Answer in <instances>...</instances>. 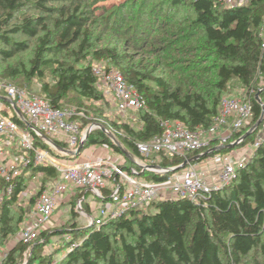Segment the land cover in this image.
Masks as SVG:
<instances>
[{
  "label": "trees",
  "instance_id": "1",
  "mask_svg": "<svg viewBox=\"0 0 264 264\" xmlns=\"http://www.w3.org/2000/svg\"><path fill=\"white\" fill-rule=\"evenodd\" d=\"M69 1L0 0V59L7 62L30 50V46L15 39L16 36L36 39L39 44L29 70L5 67L0 69V79L39 94L56 108L83 111L86 117L77 120L86 129L99 124L91 113L102 111L106 100L97 89L92 65L86 63L91 48L86 33L90 22L86 11L81 5L73 9L51 5ZM142 6L147 7V4ZM189 7L193 9L194 18L185 21L188 22L186 27L183 23L178 24V34L173 38H180L179 43L190 42L187 53L196 60L188 66L187 72H179L178 77L167 81L156 76L155 69L150 72L142 62L135 63L133 57L117 48H105L92 54L93 60L107 62L109 68L119 70L147 101L148 110L138 114L139 121L135 126L110 122L111 131L102 125L137 158L144 159L137 144L148 142L163 132L161 121L177 120L191 131L210 128L222 97L230 93L234 82L246 91L253 105L251 123L240 135H246L262 116V106L256 96L264 88V50L260 38L264 27V0H251L249 4L231 8L218 0H191ZM26 8L59 14L60 17L51 31L41 16H24L20 20L18 16ZM143 13L142 10L139 21L145 16ZM173 24L174 20H171L166 26L175 27ZM73 45H77L78 51L73 52L70 62L55 59ZM153 56L162 66V59H168L166 51H155ZM210 61L211 65L201 68ZM49 71L54 76L51 83L43 82L40 89L31 86L34 79L45 81ZM260 100L264 105V91ZM255 138V134L248 137L244 144L254 142ZM87 145L109 146L116 153H122L102 130L91 133ZM210 149L215 146L211 145L202 154ZM226 152L225 148L220 153ZM199 154H192L187 159L193 161ZM185 161L181 157H162L159 165L169 169L179 167ZM39 173L43 174L42 187L29 201L33 209L38 196L46 189L47 181L53 182L57 178L54 168L32 165L11 185L0 179V239L3 243L16 237L30 217L19 209V217L14 221L11 210L26 190L28 179ZM141 176L147 181H163L168 174L144 172ZM77 194L80 200L89 195L80 189ZM110 195V191H105L106 200ZM154 205L157 209L154 215L133 212L101 230L94 227L79 229L74 224L73 233L75 236L80 234L81 238H72L69 248L74 243L78 247L69 251L60 264H245L252 255L253 264H264V143L238 171L231 185L209 199L199 204L180 199ZM18 206L21 208L20 204ZM52 235L45 230L30 246L17 243L10 249L6 264H20L25 256L30 257L28 264H49L40 260L39 255Z\"/></svg>",
  "mask_w": 264,
  "mask_h": 264
},
{
  "label": "built area",
  "instance_id": "2",
  "mask_svg": "<svg viewBox=\"0 0 264 264\" xmlns=\"http://www.w3.org/2000/svg\"><path fill=\"white\" fill-rule=\"evenodd\" d=\"M218 2L229 8L246 5L237 0ZM260 38L264 50V27ZM92 73L97 80L98 91L115 111L111 122L135 126L139 121L138 114L148 110L146 99L119 70L98 63L92 65ZM85 117L83 111L70 107L56 108L39 94L0 79V179L11 185L32 165L52 167L58 174L38 196L30 220L18 233L17 243L34 244L63 200L75 196L79 189L92 195L101 206L92 218L93 227L98 230L158 202L187 199L199 204L229 187L238 171L264 143L263 122L255 134V141L237 148L240 152L235 149L217 153L200 162L187 159L195 153L201 155L211 145L228 147L242 141L244 135L240 133L253 117L252 102L242 88L236 96L222 97L217 116L208 129L191 131L180 121H161L163 132L160 135L137 144V150L144 159L132 153L128 157L116 153L109 146L99 145H87L77 158L69 155V152H77L89 130L91 133L102 130L100 124L83 129L77 119ZM111 131L106 129V133L112 134ZM89 148L105 149L106 155L87 151L84 162H78ZM162 157H181L190 164L169 174L163 181H147L141 176L144 172L165 174L167 170L176 168L163 169L159 165ZM148 167H159V170ZM35 178H43V174L39 173ZM11 190L12 187L9 192ZM105 191L111 192L109 200L104 196ZM83 201L79 200L76 206L81 216L86 215ZM77 247V243L72 244L70 251ZM8 256L9 251L3 253L0 264H6Z\"/></svg>",
  "mask_w": 264,
  "mask_h": 264
},
{
  "label": "rangeland",
  "instance_id": "3",
  "mask_svg": "<svg viewBox=\"0 0 264 264\" xmlns=\"http://www.w3.org/2000/svg\"><path fill=\"white\" fill-rule=\"evenodd\" d=\"M176 1H179V4H177ZM241 1L245 4H249L251 0H237V2ZM190 2L191 0H70L65 4L54 3L51 5L54 7L64 5V7L70 9L81 5V9L86 11L90 19L88 26H86V33L91 47L86 63L90 65L100 63L93 60L92 54L94 51L103 50L105 48H117L120 51H124V54L127 56L133 57L135 63L138 64L142 62L148 67L147 69L150 72L155 69L156 76H162L165 80L169 81L174 77H178L179 72H187L189 70L188 66L192 65V62L196 60V58L187 53V48L191 45L190 42L179 43L180 38H173L178 34V24L183 23L184 27H186L188 22L185 23V21H190L194 18L193 9L189 7ZM143 3L147 4V7H143ZM142 10L145 16H142L141 19L142 21H146V23L139 21ZM34 15L46 19L47 25L51 31L54 29L55 20L60 17L59 14L41 13L31 10V8L23 10L18 17H20L21 20L24 16ZM171 20H174L175 24L173 25H176L175 27L166 26ZM15 39L26 42L30 46V50L17 55L13 60L7 62L0 59V69L11 66L29 70L31 68V58L39 44L36 39L31 40L23 35L16 36ZM77 45L70 46L67 51L61 53V57H55V59H59L62 63L70 62L73 58V52L75 50L78 51ZM155 51H166L168 53V59L167 57L164 60L162 59L163 66L158 64L159 59L153 56ZM197 55L199 57V53ZM83 62L85 63V61ZM102 63L108 67L110 66L107 62ZM211 63L212 61L202 65L201 68L203 69L211 65ZM46 74L47 78L45 81L34 79L31 86L35 89H40L43 82L51 83L54 78L53 74L51 71ZM231 87L230 90L232 92L230 91V93H226L225 95L236 96L241 86L234 82ZM94 111H97V108H95ZM91 117L97 119L100 125H105L111 130L108 123L115 117V111L112 105L106 100V103H104L102 107V111H98L97 114L92 112ZM87 151L88 153L106 155L105 149L95 150L89 148L84 152V155L79 158L78 162H84ZM237 152H240V149H237ZM27 183V188L19 196L18 203L12 207L11 216L14 221L19 217V209L25 211L30 217L32 216L34 208L32 209V204L29 203V201L35 197L41 189L42 178L28 179ZM50 183L51 181H47V185ZM77 195L78 194L72 196L70 201L58 210L47 224L45 230H49L53 235L49 238L48 244L44 246V249L40 253V260L49 264H60L70 251L69 243L71 239L76 238L79 240L81 238L80 234L74 235L72 226L76 224L79 229L92 227V218H95V214L101 206L99 202H93L95 198L89 194L87 198L88 201L92 203V209H86L90 207L88 206L87 200L86 202H82V207L86 215L81 216L76 208L80 200ZM19 204L21 208L18 206ZM143 211L150 215L157 213L155 205ZM90 212L91 214L89 216ZM30 217L26 219V221L30 220ZM17 236L4 243L0 239V257L3 253L10 251L12 246L17 244ZM252 257L253 255L245 261V264H253ZM29 258V256H25L20 264H28ZM35 264L40 263L36 262Z\"/></svg>",
  "mask_w": 264,
  "mask_h": 264
},
{
  "label": "water",
  "instance_id": "4",
  "mask_svg": "<svg viewBox=\"0 0 264 264\" xmlns=\"http://www.w3.org/2000/svg\"><path fill=\"white\" fill-rule=\"evenodd\" d=\"M262 91H264V88H263V89L257 94V96H256V100H257V102H258L259 104H261V106H262V116H261V118L259 119V121L255 124V126H254V127H253V128H252V129L246 134V135H244L242 141H241L240 143H235V144L230 145V146H228V147H219V148H215V149H210V150H208L207 152H205V153L199 155L198 157H196L192 162H200V161L206 159L207 157H209V156H211V155H213V154L220 153V152L223 151L225 148H226V150H228V151H231V150H234V149H236V148H239V147L243 146L245 140H246L248 137H250V136H252V135H254V134H256V133L258 132L260 126H261V125L263 124V122H264V105L262 104V102H261V100H260V94H261ZM3 100H6V99H3ZM101 129H102V131H103L104 133H106V129H105L104 127H101ZM90 133H91V130H89V131L87 132V134H86V140H85V142H83V143L80 144V146H79L77 152H75V153H70V152H69L68 154L71 155V156L74 157V158L79 157L80 154H81V152H82V151L86 148V146H87V140H88V137L90 136ZM106 134H107L108 137L112 140V142H113L117 147L120 148V150L122 151V153H123L124 155H126V156H128V157H131L130 152H129L127 149H125L124 147H122L121 143H120V142H119V141H118V140H117L112 134H110V133H106ZM189 164H190V162L186 161L185 163H183V164H182L181 166H179V167H176V168H174V169H169V170H167V171L165 172V174H168V175H169V174H173V173H175V172H178V171H180V170L186 168ZM148 168H149L150 170H153V169H155V170H159V167H148ZM92 227H93V224H92Z\"/></svg>",
  "mask_w": 264,
  "mask_h": 264
},
{
  "label": "crops",
  "instance_id": "5",
  "mask_svg": "<svg viewBox=\"0 0 264 264\" xmlns=\"http://www.w3.org/2000/svg\"><path fill=\"white\" fill-rule=\"evenodd\" d=\"M70 198H71V196L66 197V198L63 200L62 204L59 206L58 210H60L62 207H64L65 204H67L68 201H70ZM85 199L87 200V203L89 204V206H90V208H91V204H92V203H90V202L88 201V198H87V197H84V198H83V200H85ZM86 200H85V201H86ZM95 201H96V200L94 199L93 202H95ZM91 209H92V208H91ZM58 210H57V211H58ZM57 211H56V212H57ZM56 212H55V213H56ZM55 213H54V214H55ZM13 247H14V246H12V248H13Z\"/></svg>",
  "mask_w": 264,
  "mask_h": 264
}]
</instances>
